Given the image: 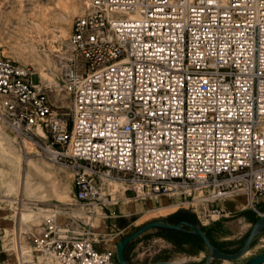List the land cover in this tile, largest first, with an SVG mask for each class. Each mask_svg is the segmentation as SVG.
Wrapping results in <instances>:
<instances>
[{
  "label": "built area",
  "instance_id": "built-area-1",
  "mask_svg": "<svg viewBox=\"0 0 264 264\" xmlns=\"http://www.w3.org/2000/svg\"><path fill=\"white\" fill-rule=\"evenodd\" d=\"M73 17L59 92L28 65L0 59V122L67 169L83 217L54 210L34 240L56 264H117L90 231L95 209L156 196L209 204L244 193L264 206V0H85ZM113 214V210L111 211ZM198 216V215H197ZM76 225L83 229L77 231ZM17 264H38L18 251Z\"/></svg>",
  "mask_w": 264,
  "mask_h": 264
},
{
  "label": "rangeland",
  "instance_id": "rangeland-1",
  "mask_svg": "<svg viewBox=\"0 0 264 264\" xmlns=\"http://www.w3.org/2000/svg\"><path fill=\"white\" fill-rule=\"evenodd\" d=\"M85 3V0H0V59H8L30 66L35 73L32 78L33 82L39 79L43 85L51 87V91H53L51 95L56 97V102L65 108L70 107V103L67 95L58 91L60 88L61 66L68 54L67 39L71 21L73 17L84 10ZM36 27L38 29H35ZM39 27L41 28L39 29ZM60 28L64 31L60 32ZM2 125L5 127V133L14 138V135L10 133V129L4 123ZM15 142L14 146L24 154L25 158H32L38 162L47 163L58 174H69V178L63 177L61 179L59 188L61 191L67 190L69 199L66 202L74 204L70 207H64L54 201L40 203L39 205L42 209L40 212L37 211V207L30 204L21 206L20 210L22 212L31 213L29 218H36L40 222L38 225L32 226L31 230H26L25 228L19 234L22 254L27 259H31L34 257V240L38 237L42 223L41 219L45 217L46 213L50 212L49 210H54L55 213L59 214L57 217L59 222L63 221L65 217L61 215L62 213L65 214L67 212L82 217L83 210L76 206L72 198L70 172L63 167L46 161L42 157L29 156V150L24 152L21 150L20 142L17 139H15ZM26 142L24 140V143ZM29 148L31 147L29 146ZM119 194L120 191H115L112 196L118 198ZM4 198L5 196L0 194V210L8 212L10 215L0 218V264H17V257L11 261L9 256L11 254L16 256L17 254L16 234L13 232L15 228L12 229V227L16 222L17 216L16 214L13 215V212L18 213V211H16L17 208H9L2 201ZM125 198H131V194L126 193ZM166 198L157 196L153 197L152 200H131L129 203L117 201L118 212H115V214H122V211L128 209H131L134 213L124 214L125 218L123 219H113L116 221L115 226L111 229H106L101 223L95 225L94 218H97V214H101L102 219L104 218V214L99 209H95L92 229L96 233H101L105 236L107 245H111L114 241L119 242L124 236L137 230L143 224L153 220H164L173 214L169 213L178 209L177 211H185V214L181 213L176 220L184 218L197 222L200 228H206L207 236L222 250L221 252L233 254L241 248L251 227L260 218L251 209L246 208L247 198L244 193H235L233 197H229L226 200V208L227 212L231 213L228 217H222L215 221L213 220L216 219V216L211 218L202 216L203 208L211 210L216 205L209 204L207 206L206 200L198 201L200 198H204L200 193L191 202L193 207L190 204H186L184 200L176 201L170 199L168 201ZM237 199L241 201L238 204L233 202ZM169 203L176 205L167 209L166 206ZM57 208L67 209L56 212ZM258 208L261 212L264 211V206L261 205ZM27 231H33L35 234H27ZM162 233V229H154L133 240L126 251L127 264H147L164 260L167 262L204 264L207 251L199 242L196 245L175 246L161 237ZM24 247H26L25 250H23ZM263 250L264 230L253 240L249 252L240 261L253 257ZM240 261L224 262L213 260L212 264H237ZM44 262L56 264L53 259H48L47 257H43V260L41 258L38 259V263L45 264Z\"/></svg>",
  "mask_w": 264,
  "mask_h": 264
},
{
  "label": "bare ground",
  "instance_id": "bare-ground-1",
  "mask_svg": "<svg viewBox=\"0 0 264 264\" xmlns=\"http://www.w3.org/2000/svg\"><path fill=\"white\" fill-rule=\"evenodd\" d=\"M40 28L41 27H39V29ZM35 29L38 28L36 27ZM63 31L64 30L60 28V32ZM2 123L4 122H0V194H3V196H5L2 201H4L9 208H17L16 211H18V213L13 212V215L16 214L17 216L16 222L15 224H13L12 229L15 228L13 232H15L16 234V245H18L20 232L25 228L26 230H31L32 226L34 227L35 225H38L40 223L36 218H29V215L31 213L28 214L26 212H22L20 210L22 205H33L37 207V211L40 212L42 209L40 208L39 204L48 203L50 201V198L57 199V201L59 200L60 202H58L57 204L64 207H70L74 204L66 202L67 199H69V197L67 196V190H60L58 173L52 168V166L47 163L38 162L37 160H34L32 158H25L24 154H22V152L14 146V143H16L15 138H12L5 133V127L2 125ZM262 131L264 132V125L262 126ZM29 146L31 148H29ZM20 147L24 152L29 150V156H38L36 150L28 141L24 143L23 140L20 143ZM101 185L111 190L112 193L115 191H120L119 197H115V199L117 201L129 203L127 198L123 197V193L118 183L109 181L107 179H102ZM150 200H152V198ZM201 200L203 201L206 199L200 198L198 201ZM186 204L188 203L186 202ZM16 205L18 206L16 207ZM175 205L176 204L169 203L166 208L169 209L174 207ZM57 209L58 210H56V212H58L59 210L65 211V209L67 208ZM133 213L134 212L131 209L122 211V214ZM8 215H10L8 212L0 210V218L8 217ZM96 217L97 218H95V225H99V223L104 225L103 221L101 220L102 215L97 214ZM93 225L94 224L92 223L91 227H93ZM25 249L26 247L23 248V250ZM33 256L37 261L39 258L43 260V256L35 252L34 249ZM15 257H17V254L16 256H13L12 254L9 256L11 261H13Z\"/></svg>",
  "mask_w": 264,
  "mask_h": 264
},
{
  "label": "water",
  "instance_id": "water-1",
  "mask_svg": "<svg viewBox=\"0 0 264 264\" xmlns=\"http://www.w3.org/2000/svg\"><path fill=\"white\" fill-rule=\"evenodd\" d=\"M154 229L183 231V232H188L196 237H199L203 242L205 249L207 251V256L205 257L204 264H212L213 260H220L224 262H237L240 261L242 258H244V256L249 252L253 240L264 230V211L261 213L260 218L251 227V230L248 233L246 239L244 240L241 248L233 254H227L219 251L215 246L212 245L206 234L201 230V228L198 225H194L187 221H181L177 224H170L165 222L163 219H159L143 224L137 230L124 236L118 243H116L114 248V257L117 264H127V262L123 257V251L127 244L141 237L146 232ZM147 264H191V263L157 261ZM237 264H264V250L253 257L240 261Z\"/></svg>",
  "mask_w": 264,
  "mask_h": 264
},
{
  "label": "crops",
  "instance_id": "crops-1",
  "mask_svg": "<svg viewBox=\"0 0 264 264\" xmlns=\"http://www.w3.org/2000/svg\"><path fill=\"white\" fill-rule=\"evenodd\" d=\"M70 175H71V173H70ZM63 177H65V178H69V174H67V173H64L63 175H61L60 173L58 174V180H59V182L61 183V179L63 178ZM71 190H72V194H73V188H72V176H71ZM67 196H68V194H67ZM69 197V196H68ZM168 201L170 200L168 197L166 198ZM51 201H54L55 203H58V202H60L59 200L57 201V199H51L49 202H51ZM156 203H157V201H155ZM234 203H240L241 201H240V199H237V200H235V201H233ZM216 206L215 207H217V206H219V204H215ZM228 205V204H227ZM221 206L225 209V212L228 214L227 216H224V217H228L229 216V214L231 213V212H227V208H226V201L224 202V203H222L221 204ZM112 209H113V214H111V211H112ZM177 210L178 209H176V210H174V211H172L171 213H169V214H172V213H174V212H177ZM115 212H118L117 211V206H115V207H113V208H109V211H103V213L102 214H104V218L102 219V221H103V223H104V225H105V227H106V229H111L112 227H114L115 226V221L116 220H113V219H123V218H125V215L124 214H115ZM46 215V214H45ZM62 216H65L63 213L61 214ZM59 216V214L57 215V217ZM57 217H56V219H57ZM220 218H222V217H220ZM219 218V219H220ZM43 219L44 218H42L41 219V221H42V223H41V226H40V231H39V233H38V236L41 234V232H42V230H43ZM80 219L82 220V219H84L83 220V222L85 223L86 222V218L85 217H80ZM95 219V218H94ZM219 219H217V220H219ZM92 220H93V217H91L90 219H89V222H90V231L93 233V234H95V235H98L100 238H101V241L98 243V244H96L95 245V248L98 250V251H103V250H114V248H115V246H114V244L115 243H118L117 241H114V243L113 244H111V245H107V240H106V237L105 236H103L101 233H96L93 229H92ZM109 220V221H108ZM57 222L58 223H60V224H63V223H66L67 222V220H66V216L64 217V219H63V221H61V222H59L58 221V219H57ZM75 229L77 230V231H80L81 229H83V227L81 226V225H76V227H75ZM27 234H30V235H32V234H35V232H31V231H27L26 232ZM183 246H185V245H183ZM32 247V246H31ZM16 249H17V254H18V251H20L21 252V254H22V251H21V249H22V244H21V241H20V239H19V243H18V245L16 246ZM34 250H36L35 248H34ZM36 252V251H35ZM31 259H36L35 257H32ZM49 259V258H48ZM165 261V260H164ZM38 262V261H37ZM157 262V261H156ZM45 264H54V263H47V262H44ZM38 264H40V263H38Z\"/></svg>",
  "mask_w": 264,
  "mask_h": 264
},
{
  "label": "trees",
  "instance_id": "trees-1",
  "mask_svg": "<svg viewBox=\"0 0 264 264\" xmlns=\"http://www.w3.org/2000/svg\"><path fill=\"white\" fill-rule=\"evenodd\" d=\"M185 214V211H177L175 213H173L172 215L168 216L166 219H164L165 222L170 223V224H177L181 221L186 220L189 223H192L194 225H197V222H193L192 220L189 219H179L180 214ZM201 230L206 234V228H201ZM133 232V231H132ZM162 234L160 235L161 237H163L164 239H166L167 241H169L170 243L174 244L175 246H183V245H196L197 242H199L204 248V244L201 241V239L199 237H196L194 235H191L188 232H183V231H174V230H164L162 229ZM208 237V236H207ZM209 239V237H208ZM210 240V239H209ZM133 242V241H132ZM130 242L129 244L126 245V247L124 249H128L129 245L132 243ZM210 242L212 243L213 246H215L219 251H222L218 248V246L216 244H214L211 240ZM206 250V249H205ZM124 257V255H123ZM125 261L126 258L124 257Z\"/></svg>",
  "mask_w": 264,
  "mask_h": 264
},
{
  "label": "flooded vegetation",
  "instance_id": "flooded-vegetation-1",
  "mask_svg": "<svg viewBox=\"0 0 264 264\" xmlns=\"http://www.w3.org/2000/svg\"><path fill=\"white\" fill-rule=\"evenodd\" d=\"M184 221H186V220H184ZM123 255H124V257L126 258V249H124V251H123Z\"/></svg>",
  "mask_w": 264,
  "mask_h": 264
}]
</instances>
